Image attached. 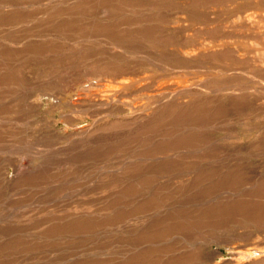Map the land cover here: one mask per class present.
Instances as JSON below:
<instances>
[{
	"label": "rangeland",
	"instance_id": "1",
	"mask_svg": "<svg viewBox=\"0 0 264 264\" xmlns=\"http://www.w3.org/2000/svg\"><path fill=\"white\" fill-rule=\"evenodd\" d=\"M0 264H264V0H0Z\"/></svg>",
	"mask_w": 264,
	"mask_h": 264
},
{
	"label": "bare ground",
	"instance_id": "2",
	"mask_svg": "<svg viewBox=\"0 0 264 264\" xmlns=\"http://www.w3.org/2000/svg\"><path fill=\"white\" fill-rule=\"evenodd\" d=\"M253 251H255V250H253ZM257 251L259 252V250H257ZM257 251H256V252H257ZM255 254H256V253H255ZM260 254H261V253H260ZM257 255H258V253H257ZM250 256H251V255H250ZM260 256H262V255H260ZM253 257H254V256H253Z\"/></svg>",
	"mask_w": 264,
	"mask_h": 264
}]
</instances>
